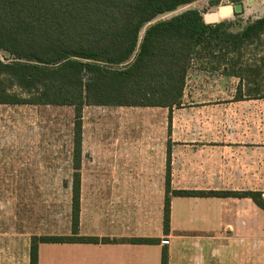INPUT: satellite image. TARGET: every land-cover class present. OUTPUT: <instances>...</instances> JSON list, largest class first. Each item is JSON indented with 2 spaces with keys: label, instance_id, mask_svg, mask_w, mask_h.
Masks as SVG:
<instances>
[{
  "label": "crops",
  "instance_id": "1",
  "mask_svg": "<svg viewBox=\"0 0 264 264\" xmlns=\"http://www.w3.org/2000/svg\"><path fill=\"white\" fill-rule=\"evenodd\" d=\"M253 5L238 13L247 15ZM263 88L264 51L202 52L186 75L181 106H100L165 110V128L124 132L94 161L83 160L93 153L83 147L85 106L77 233L71 195L61 229L42 233L32 190H21L12 205L0 199V264H30L32 238L39 236L118 242L38 243L37 264H161L162 252L167 264H264V208L252 197L264 204ZM6 106L39 105L0 104ZM168 153L171 190L203 194L170 196L166 232ZM20 169L25 176L10 184L36 185L27 151ZM132 238L155 242H122ZM165 238L168 245L160 243Z\"/></svg>",
  "mask_w": 264,
  "mask_h": 264
},
{
  "label": "trees",
  "instance_id": "2",
  "mask_svg": "<svg viewBox=\"0 0 264 264\" xmlns=\"http://www.w3.org/2000/svg\"><path fill=\"white\" fill-rule=\"evenodd\" d=\"M196 1L0 0V104L73 108V234L79 225L83 108L179 107L186 75L198 55L244 50L264 39V17L236 32L231 30L235 23H206L195 8L158 19ZM202 194L171 190L168 153L164 230L169 229L170 196ZM252 197L264 208L259 195ZM63 242L118 241L33 237L30 264H37L38 243ZM122 242L150 244L155 240L132 238ZM161 264H167L165 252Z\"/></svg>",
  "mask_w": 264,
  "mask_h": 264
},
{
  "label": "rangeland",
  "instance_id": "3",
  "mask_svg": "<svg viewBox=\"0 0 264 264\" xmlns=\"http://www.w3.org/2000/svg\"><path fill=\"white\" fill-rule=\"evenodd\" d=\"M251 3L255 4L254 9L243 17L241 13L238 16L229 14L219 17L220 21L235 23L231 30L236 32L252 17L264 14V0H240V3L235 0H198L158 19H167L190 8L198 9L204 17L209 13H217L222 6L240 4L249 7ZM247 50L264 51V39L259 45H252ZM164 117L165 110L162 109L86 107L83 111V147L93 153L85 154L83 160H98L101 155L97 152L120 140L124 132L164 129ZM73 119V108L70 106L0 108V199L12 205L14 196L21 190L28 189L29 193L32 190L33 206L35 204L38 210L42 233L61 229L62 214L67 210L72 192ZM26 151L28 162L32 163L31 172L36 185H12L10 182L15 177L25 176V171L20 167L26 161Z\"/></svg>",
  "mask_w": 264,
  "mask_h": 264
},
{
  "label": "water",
  "instance_id": "4",
  "mask_svg": "<svg viewBox=\"0 0 264 264\" xmlns=\"http://www.w3.org/2000/svg\"><path fill=\"white\" fill-rule=\"evenodd\" d=\"M241 10V5L237 4L234 7L222 6L219 7L217 13H209L204 16V21L206 23H215L220 16L229 15L233 13H238Z\"/></svg>",
  "mask_w": 264,
  "mask_h": 264
},
{
  "label": "built area",
  "instance_id": "5",
  "mask_svg": "<svg viewBox=\"0 0 264 264\" xmlns=\"http://www.w3.org/2000/svg\"><path fill=\"white\" fill-rule=\"evenodd\" d=\"M160 243H161L162 245H168V244H169V239H167V238L162 239V240L160 241Z\"/></svg>",
  "mask_w": 264,
  "mask_h": 264
}]
</instances>
